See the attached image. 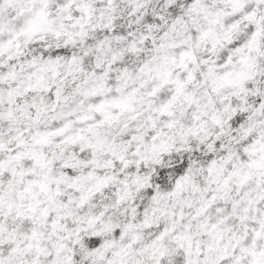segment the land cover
<instances>
[{"label": "snow or ice", "instance_id": "obj_1", "mask_svg": "<svg viewBox=\"0 0 264 264\" xmlns=\"http://www.w3.org/2000/svg\"><path fill=\"white\" fill-rule=\"evenodd\" d=\"M0 264H264V0H0Z\"/></svg>", "mask_w": 264, "mask_h": 264}]
</instances>
